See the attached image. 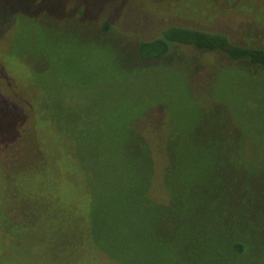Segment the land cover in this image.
<instances>
[{
    "label": "rangeland",
    "instance_id": "rangeland-1",
    "mask_svg": "<svg viewBox=\"0 0 264 264\" xmlns=\"http://www.w3.org/2000/svg\"><path fill=\"white\" fill-rule=\"evenodd\" d=\"M169 26L264 0H0V264H264V67Z\"/></svg>",
    "mask_w": 264,
    "mask_h": 264
},
{
    "label": "trees",
    "instance_id": "trees-1",
    "mask_svg": "<svg viewBox=\"0 0 264 264\" xmlns=\"http://www.w3.org/2000/svg\"><path fill=\"white\" fill-rule=\"evenodd\" d=\"M174 43L194 45L198 48L221 51L234 60H245L251 65L264 67V48L253 45H240L221 32H209L200 29L169 26L161 34L139 45L142 59H152L165 55ZM241 247V244L236 245Z\"/></svg>",
    "mask_w": 264,
    "mask_h": 264
}]
</instances>
